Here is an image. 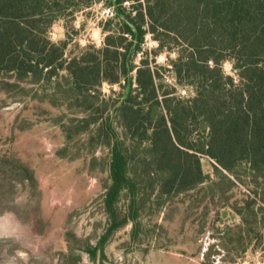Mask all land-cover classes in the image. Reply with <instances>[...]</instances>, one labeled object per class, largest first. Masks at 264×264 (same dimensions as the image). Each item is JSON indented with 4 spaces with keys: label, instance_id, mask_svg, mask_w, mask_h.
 I'll return each instance as SVG.
<instances>
[{
    "label": "trees",
    "instance_id": "16d2710c",
    "mask_svg": "<svg viewBox=\"0 0 264 264\" xmlns=\"http://www.w3.org/2000/svg\"><path fill=\"white\" fill-rule=\"evenodd\" d=\"M124 1L106 0L119 27L103 46L67 58V41L54 42L48 32L69 0H0V85L19 100L33 91L56 108L41 107L64 136L55 151L81 153L88 174L105 173L98 196L105 229L87 249L94 256L127 224L131 240L152 231L158 241L163 224L149 227L145 215L171 213L181 202L186 210L204 204V216L218 201L238 216L213 227L222 249L234 246L233 260L252 242L264 250V0H130L134 17ZM145 21L159 42L155 55L175 50L169 70L191 96L163 90L147 59L133 64ZM225 61L237 80L224 73ZM102 82L120 91L104 96ZM201 156L213 160L211 173ZM239 186L242 197L234 198Z\"/></svg>",
    "mask_w": 264,
    "mask_h": 264
},
{
    "label": "rangeland",
    "instance_id": "374dc122",
    "mask_svg": "<svg viewBox=\"0 0 264 264\" xmlns=\"http://www.w3.org/2000/svg\"><path fill=\"white\" fill-rule=\"evenodd\" d=\"M84 1L89 0H69L67 10L48 32L54 42L67 41V58L102 47L105 35L119 27L115 9L106 0H92L90 6ZM133 5L130 0L122 3L131 17L137 13ZM142 27L145 33L141 51L133 56V64L147 59L161 75L157 83L163 90L173 86L175 95L191 96L193 89L177 83L169 70L175 50L164 47L155 55L153 50L159 42L148 30V22ZM222 69L237 80L229 61ZM118 91V83L100 85L104 96L115 97ZM21 97L19 100L11 88L0 85V264H264L259 248L249 249L233 260L234 246L228 243L227 250L219 245L213 227L235 223L238 216L230 207L216 205L218 201L210 202L204 216V204L186 210L181 202L177 203L179 209L171 213L145 215L143 221L149 227L156 221L163 224L158 241L152 231L131 240V225L127 224L106 240L102 251L96 249L91 256L92 250L87 247H94L105 229V216L98 206L105 173L98 167L95 174H88V160L81 153H57L64 136L52 128V120L41 109L52 107L45 100L37 101L33 91ZM51 110L56 112V108ZM200 161L204 173L213 171L211 158L201 156ZM239 187L232 190L234 198L242 197L239 191L244 189Z\"/></svg>",
    "mask_w": 264,
    "mask_h": 264
},
{
    "label": "water",
    "instance_id": "95a60500",
    "mask_svg": "<svg viewBox=\"0 0 264 264\" xmlns=\"http://www.w3.org/2000/svg\"><path fill=\"white\" fill-rule=\"evenodd\" d=\"M112 1H115V0H112ZM121 17H122L123 19H125V21L128 23V25H129L133 30H135L134 25L129 21V19H127L124 15H121Z\"/></svg>",
    "mask_w": 264,
    "mask_h": 264
},
{
    "label": "crops",
    "instance_id": "0c3cea01",
    "mask_svg": "<svg viewBox=\"0 0 264 264\" xmlns=\"http://www.w3.org/2000/svg\"><path fill=\"white\" fill-rule=\"evenodd\" d=\"M253 245H254V242H252L251 247H249L246 251H248L249 249H254L255 250V249L259 248V249L262 250V252L264 254V250L261 248V246L255 245V247L253 248Z\"/></svg>",
    "mask_w": 264,
    "mask_h": 264
}]
</instances>
